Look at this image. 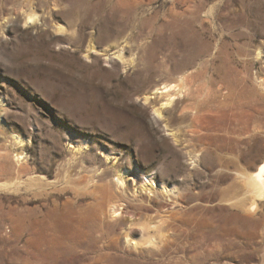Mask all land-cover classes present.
<instances>
[{
	"label": "rangeland",
	"instance_id": "rangeland-1",
	"mask_svg": "<svg viewBox=\"0 0 264 264\" xmlns=\"http://www.w3.org/2000/svg\"><path fill=\"white\" fill-rule=\"evenodd\" d=\"M263 161L264 0H0V264H262L244 178ZM119 170L151 181L137 220L177 247L94 218L101 186L127 200Z\"/></svg>",
	"mask_w": 264,
	"mask_h": 264
},
{
	"label": "bare ground",
	"instance_id": "bare-ground-1",
	"mask_svg": "<svg viewBox=\"0 0 264 264\" xmlns=\"http://www.w3.org/2000/svg\"><path fill=\"white\" fill-rule=\"evenodd\" d=\"M244 18L246 19L245 16H244ZM26 19H27V21H26L27 24L31 25V24L35 23V21L37 20V15L34 12H30L29 14H27ZM234 24H236V23H234ZM119 58L122 60L123 59L122 55L119 56ZM161 89H162V91H159L160 89L157 90V92H161L159 94H168L172 91L169 89V86H164ZM165 90H166V92H163ZM150 97H152V96H150ZM148 100H149V97H147L145 99L146 102H148ZM170 102H172V101H170ZM162 110H163V108H157L155 110V114L160 119L164 118ZM17 156H19V155H17ZM115 177H117V182H118L116 184L117 189H118V194L120 195V197L127 199L129 201H127V200L124 201L122 199L116 201V199H118V198L115 196V194H113V192L110 190L109 186H106V187L101 186L100 189H103L104 191L102 192L101 200L98 201V199H97V201H98L97 205L94 206V208H95L94 209V212H95L94 218H96V220L103 225L106 224V222L109 218L112 219V221L114 220L117 224L121 225L123 227L121 232H122V235L126 241V244H128V246L130 248H132L133 250H139L140 248L142 250L144 248V250L141 252H144V251L145 252H152V251H154V249L158 248L160 246V244H164L166 242L163 239H161V240L159 239V236H161L162 238L164 237L163 233L162 234L160 233L162 228H160L158 225H156V223H155V225L151 224V222L149 223V221H147L148 223L146 221L143 223H140V221L137 220L138 216H136L137 212H139V211L142 212V211L148 210L146 208L147 205L150 206L152 204V202L154 201L153 199L155 198L156 195H154V197L151 196V193L155 192L154 191V185L150 181L148 183L146 182L145 184L141 185L139 187L138 191H136L134 189H132V191H130L128 186L126 187V183H125L126 173H122V171L119 170V171H117V175ZM244 179H245L244 185L246 187L247 194H248L247 200L249 201V203L247 204V207H246V213L251 217H255L258 214V212L262 209L261 208L262 205H264V161L262 162V164L259 166L258 170L255 173L245 177ZM117 189H116V191H117ZM161 190H162L163 195L164 194L167 195L165 197L166 203L170 206L167 209L168 210V212H167L168 219H170L168 221L180 222V223H183V225L184 224L186 225L187 229L185 228L186 230L183 231L184 234L182 235V237L184 239H186V241H189L191 239L197 240V242L195 244H190L191 248H193V250L196 251L192 257L195 259L197 257L202 256L201 253L198 251L200 250V247L203 243V239L205 237L206 238H211V237L210 236H201L200 237L201 242H199L198 241V239H199L198 235H193V234L191 235L192 229H190V227H189V225L191 224V221H189V220L191 218L189 220H187V218L190 216L193 217V215L191 213L189 215H187V213H186L184 215L186 218H184V216H183L182 219H178V214L176 212V207H178V205H180L181 207L184 206L183 204H180V202L177 201V199L179 200V198H180V194H177L176 191H174V190L166 191L163 188ZM139 191H140V193H139ZM143 192H145V195H142ZM171 193H173L175 195V197L172 198L170 196ZM143 196L145 199H143V200L139 199V197L143 198ZM183 201H185V200H183ZM184 207L186 208V206H184ZM136 228H139V234L136 232L137 231ZM179 229H180V227H177L176 229H174L173 234H171L167 239L166 243H167V248L169 250L174 249L178 245L180 237L177 236V232H179ZM261 229H262L261 234L263 237L262 264H264V226ZM110 231H113L112 232L113 236H112L111 241L116 246L118 244V241L120 240V238H119L120 235L118 236L113 229ZM183 249L186 250V248L184 246H183ZM198 264H200V262Z\"/></svg>",
	"mask_w": 264,
	"mask_h": 264
}]
</instances>
